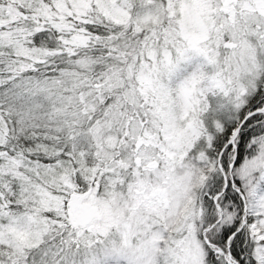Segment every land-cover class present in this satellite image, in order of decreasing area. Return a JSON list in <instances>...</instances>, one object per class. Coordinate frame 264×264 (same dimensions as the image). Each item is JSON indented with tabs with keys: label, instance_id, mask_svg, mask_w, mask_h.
<instances>
[{
	"label": "snow or ice",
	"instance_id": "6c2138e0",
	"mask_svg": "<svg viewBox=\"0 0 264 264\" xmlns=\"http://www.w3.org/2000/svg\"><path fill=\"white\" fill-rule=\"evenodd\" d=\"M0 264H264V0H0Z\"/></svg>",
	"mask_w": 264,
	"mask_h": 264
}]
</instances>
